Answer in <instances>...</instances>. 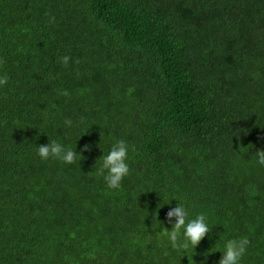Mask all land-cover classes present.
<instances>
[{
    "label": "trees",
    "instance_id": "obj_1",
    "mask_svg": "<svg viewBox=\"0 0 264 264\" xmlns=\"http://www.w3.org/2000/svg\"><path fill=\"white\" fill-rule=\"evenodd\" d=\"M0 75V264H218L245 237L264 264V0H0ZM53 140L76 162L41 160ZM178 202L214 227L195 250Z\"/></svg>",
    "mask_w": 264,
    "mask_h": 264
},
{
    "label": "clouds",
    "instance_id": "obj_2",
    "mask_svg": "<svg viewBox=\"0 0 264 264\" xmlns=\"http://www.w3.org/2000/svg\"><path fill=\"white\" fill-rule=\"evenodd\" d=\"M69 56L62 58V63L67 66L70 61ZM8 84V77L0 75V88ZM65 124L71 126L72 121L66 120ZM90 145H85L81 151H89ZM130 146L124 139L116 140L112 143L110 150L101 157L99 174L109 189H119L122 181L130 174L128 164ZM258 153V164L264 166V151ZM38 156L41 160L56 159L65 164L76 162L79 153L76 149L68 148L65 144L58 141H50L46 145L38 146ZM166 220L171 224L168 230V240L172 249L185 252L189 248L195 250L200 242L205 239L214 228L209 221L206 213H196L194 216L189 207L178 202L176 207H170L166 213ZM221 240V237L220 239ZM250 241L248 238L227 239L222 245V257L218 264H242V260L248 252ZM200 264H208L207 253Z\"/></svg>",
    "mask_w": 264,
    "mask_h": 264
}]
</instances>
